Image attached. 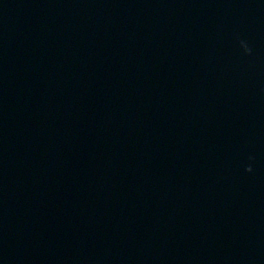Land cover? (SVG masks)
Segmentation results:
<instances>
[{
  "label": "water",
  "instance_id": "water-1",
  "mask_svg": "<svg viewBox=\"0 0 264 264\" xmlns=\"http://www.w3.org/2000/svg\"><path fill=\"white\" fill-rule=\"evenodd\" d=\"M0 264H264V0H0Z\"/></svg>",
  "mask_w": 264,
  "mask_h": 264
},
{
  "label": "clouds",
  "instance_id": "clouds-1",
  "mask_svg": "<svg viewBox=\"0 0 264 264\" xmlns=\"http://www.w3.org/2000/svg\"><path fill=\"white\" fill-rule=\"evenodd\" d=\"M249 171L251 170V169H248Z\"/></svg>",
  "mask_w": 264,
  "mask_h": 264
}]
</instances>
